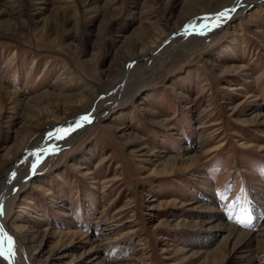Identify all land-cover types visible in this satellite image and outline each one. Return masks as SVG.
<instances>
[{
    "label": "rangeland",
    "instance_id": "obj_1",
    "mask_svg": "<svg viewBox=\"0 0 264 264\" xmlns=\"http://www.w3.org/2000/svg\"><path fill=\"white\" fill-rule=\"evenodd\" d=\"M232 3L0 0V179L36 135L98 110L136 57ZM145 78L19 193L4 229L28 264H245L230 232L194 245L212 232L204 207L244 231L264 209V0Z\"/></svg>",
    "mask_w": 264,
    "mask_h": 264
},
{
    "label": "bare ground",
    "instance_id": "obj_2",
    "mask_svg": "<svg viewBox=\"0 0 264 264\" xmlns=\"http://www.w3.org/2000/svg\"><path fill=\"white\" fill-rule=\"evenodd\" d=\"M259 1L261 0H233L231 7H229L228 9H225L224 11L214 10L213 12H210V14H208L205 18L198 20L195 23H192L195 25L207 24V28H202L200 31L189 30L185 32L183 36L176 38L171 42H168L166 45L162 46L160 50L154 52L153 54L148 53L144 57H136V61L132 63L131 69L125 75L121 76L119 81L116 83L115 87L110 92L109 96H107L105 101L102 102V105L98 108V110H93L92 112L85 110L82 111L84 116L89 117L90 122H82L81 120L76 121L79 123H76L74 129L71 130L68 135H66V139H49V133H52L55 128L48 129L45 133L36 135L31 145L24 149V152L21 153L18 159L9 162L8 165L5 166L3 170L4 176L2 179H0V204H2L3 210V214L0 215V230H2L4 236H10L14 241V247L12 249L14 251V256H12L11 259L5 258L9 254V244L7 240L4 241V256H1V258L4 259L7 264H28L24 256V253H26L25 245L20 244L18 240H16L17 237L12 236L11 233L5 231L4 227L13 212L15 201L19 193L29 186L33 177L37 173H41V169L44 168L43 166L47 158L54 157L62 150L69 148L72 143H74L77 139L81 137V135L83 136L85 133H87L92 128V126L95 125L96 122H98L101 118L104 117V112L110 111L117 105L123 104L124 102L132 98L138 91L142 89L143 83L146 79L145 77H147V75L149 74L153 76L155 75V73L163 70V67L167 64L169 59L176 51H179L181 49H197L201 47V45L205 43L207 39L212 38L213 36H217L218 33L224 29V26L230 23V21L239 16H242L245 7H248L252 4H256ZM226 10L231 11L226 12ZM225 12L226 15H219L220 13ZM186 41L188 43H186ZM171 48L173 49V53H168L169 49ZM150 62L151 65L149 64ZM255 116L256 122L259 125L264 124V113L258 112ZM72 121L74 122L71 123L74 124L75 119ZM66 126L67 125L60 127ZM38 149H42V151L39 153V162H37L36 156L33 155L37 152ZM184 160L188 161L189 167L190 164L198 166L197 157L195 156H192L190 159ZM184 160L181 159L180 162H185ZM34 165L35 167H33ZM1 175L2 174H0V178ZM213 197L215 198V196ZM214 198H212V196L208 197L210 202ZM191 204L193 203H189L187 205L191 206ZM199 208L194 207L193 209L196 210ZM233 208L234 205H232L230 209ZM204 209L205 211H203V213L209 214V218L202 222V224H204L206 227H208L209 225V231L212 232L204 236H198L197 238L199 239L194 246L198 247L208 245L210 242L215 241V239L220 233L230 232V236L237 237L239 239H244L245 241H247V245H245V247H243V250L239 252V256L236 257V260L245 262V264H257V257H259V255L261 256L262 253H256V250H253L252 246L255 243L261 244L264 242V224L261 225V222H263L264 219V209L259 207L257 215H255L251 219L248 217V219L245 218L244 224L251 228L250 231L241 230L237 228V225L234 226L228 221V223L224 221V219H227L229 217L228 215L231 213V210L229 209V213H227L228 215L225 218L223 217V215H221L223 213L222 210L217 211L211 209L208 206L204 207ZM120 212L121 211H119L118 214ZM238 218L240 219V217ZM105 231H111V229ZM92 241L93 240H91V242ZM95 241V243H92V245H94L93 251L95 250L97 252L99 251V247L111 243H103L102 240ZM96 254L98 256H95V258H93L92 263L95 261H97L95 262L96 264L109 263L105 258L99 256L98 253ZM216 255L217 252L213 250L210 253H205L204 256L209 258H215Z\"/></svg>",
    "mask_w": 264,
    "mask_h": 264
},
{
    "label": "snow or ice",
    "instance_id": "obj_3",
    "mask_svg": "<svg viewBox=\"0 0 264 264\" xmlns=\"http://www.w3.org/2000/svg\"><path fill=\"white\" fill-rule=\"evenodd\" d=\"M227 11H231V10H226ZM225 13H220L219 15L223 16L226 15ZM208 25L207 24H202V25H195V24H190L188 26V28L185 29V31H200L202 28H207ZM82 122H90V119L88 116H84L81 118ZM79 123V122H77ZM76 125L73 124H69L66 127H60L55 129L52 133H49V139L51 138H56V139H62L64 135H67L71 130L74 129ZM42 151V149H38L36 153H34L33 155L36 156V160L37 162H39L40 159V155L39 153ZM35 167V165L33 166ZM3 214V210H2V204H0V215ZM240 223H245L244 221H239ZM7 240L8 244H9V254L7 257H5L6 259H11L12 256H14V251L12 250L14 247V241L12 240V238L10 236L6 237L3 235L2 230H0V256H4V252H3V247H4V241Z\"/></svg>",
    "mask_w": 264,
    "mask_h": 264
}]
</instances>
